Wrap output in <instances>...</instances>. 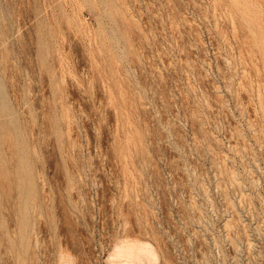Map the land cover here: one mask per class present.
I'll return each mask as SVG.
<instances>
[{"label": "rangeland", "instance_id": "374dc122", "mask_svg": "<svg viewBox=\"0 0 264 264\" xmlns=\"http://www.w3.org/2000/svg\"><path fill=\"white\" fill-rule=\"evenodd\" d=\"M127 242L264 264V0H0V264Z\"/></svg>", "mask_w": 264, "mask_h": 264}, {"label": "bare ground", "instance_id": "6f19581e", "mask_svg": "<svg viewBox=\"0 0 264 264\" xmlns=\"http://www.w3.org/2000/svg\"><path fill=\"white\" fill-rule=\"evenodd\" d=\"M148 247L149 246H147V244L146 245L142 243L141 244H135V243L129 244L127 242V244H121L119 246H115V249L113 250L111 254V258L113 260H116L115 261L116 263L114 264H144L143 258H144V261L149 260L151 262V260H155L154 255H153L154 253L151 251V248L149 247L150 248L149 249Z\"/></svg>", "mask_w": 264, "mask_h": 264}]
</instances>
